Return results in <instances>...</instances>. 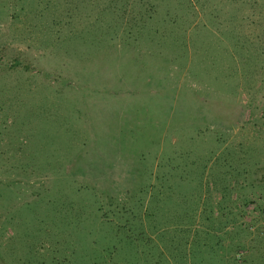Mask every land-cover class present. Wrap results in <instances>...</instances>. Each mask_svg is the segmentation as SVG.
Here are the masks:
<instances>
[{"label": "rangeland", "instance_id": "374dc122", "mask_svg": "<svg viewBox=\"0 0 264 264\" xmlns=\"http://www.w3.org/2000/svg\"><path fill=\"white\" fill-rule=\"evenodd\" d=\"M217 165L264 264V0H0V264H177L151 207Z\"/></svg>", "mask_w": 264, "mask_h": 264}, {"label": "crops", "instance_id": "0c3cea01", "mask_svg": "<svg viewBox=\"0 0 264 264\" xmlns=\"http://www.w3.org/2000/svg\"><path fill=\"white\" fill-rule=\"evenodd\" d=\"M203 173L207 176V170ZM210 178L212 180L206 185L205 182L198 185L199 196L192 194V188H188L190 198L182 204L183 211L181 214L178 212L177 220L171 225L153 218L152 205L149 220L142 234L145 239L152 242L156 249L155 255L170 260L169 252L172 255L177 250L181 257L177 264L227 263L230 250V232L227 230V224L230 225L232 222L230 212L232 196L228 195V192L231 191L233 179L226 169L218 165L210 172ZM242 185H246V181L240 180L239 186ZM155 195L159 197L160 193ZM164 231L167 233L162 234ZM174 240L178 244L181 243L179 246L181 250L173 244ZM164 244L166 248L168 247L166 251Z\"/></svg>", "mask_w": 264, "mask_h": 264}, {"label": "trees", "instance_id": "16d2710c", "mask_svg": "<svg viewBox=\"0 0 264 264\" xmlns=\"http://www.w3.org/2000/svg\"><path fill=\"white\" fill-rule=\"evenodd\" d=\"M92 264H94V262H92Z\"/></svg>", "mask_w": 264, "mask_h": 264}]
</instances>
